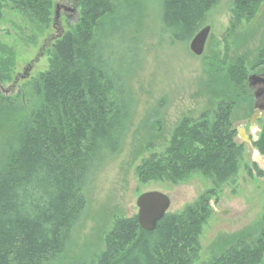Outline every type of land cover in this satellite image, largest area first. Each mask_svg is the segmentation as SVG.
I'll list each match as a JSON object with an SVG mask.
<instances>
[{"label":"trees","instance_id":"obj_1","mask_svg":"<svg viewBox=\"0 0 264 264\" xmlns=\"http://www.w3.org/2000/svg\"><path fill=\"white\" fill-rule=\"evenodd\" d=\"M6 1L39 31L49 27L52 0ZM218 2L162 0L163 29L174 42L189 41ZM262 3L233 0L232 27L253 18ZM78 7L77 26L57 40L51 69L35 82L39 104L0 165V264H39L63 253L85 207L83 189L119 151L126 133L132 102L126 88L130 72L115 68L112 47L102 48L101 43L103 28L116 22L118 7L113 0H78ZM3 8L0 2V18ZM256 65H264V54ZM227 75V96L216 108L196 120H183L165 151L151 154L136 169L142 185H176L199 173L213 189L183 215H165L153 232L140 229L136 216L117 219L95 264L197 260L200 228L210 215L208 201L216 190L234 181L243 156L231 123L236 103H251L243 60L230 65ZM262 120L253 147L264 157V116ZM252 167L257 177H263ZM253 169L245 168L249 177ZM218 257V264H261L264 226L259 233L237 238Z\"/></svg>","mask_w":264,"mask_h":264},{"label":"rangeland","instance_id":"obj_2","mask_svg":"<svg viewBox=\"0 0 264 264\" xmlns=\"http://www.w3.org/2000/svg\"><path fill=\"white\" fill-rule=\"evenodd\" d=\"M0 2L4 6L0 18L1 165L26 119L39 104L34 85L52 67L53 46L77 26L80 9L78 0H52L50 25L39 31L13 11L6 0ZM113 2L119 12L117 23L103 28L101 43L102 48L112 47L115 68L130 72L126 88L130 89L132 102L126 133L119 151L83 189L85 207L63 253L39 264H95L105 249V237L114 222L136 216V200L141 194L166 195L170 199L168 214L171 215L181 216L188 207L196 205L213 189L202 174H191L176 185L156 182L142 185L136 178V169L151 154L165 151L172 133L183 120H196L203 113L213 111L227 96L230 65L243 60L248 78L255 75L256 64L264 54V3L253 18L233 28V0H219L205 14L199 28L210 26L211 30L204 54L197 58L189 51L191 40L174 42L163 29L162 0ZM56 6L74 12L60 10L55 20ZM133 34L136 39L131 38ZM256 114L252 94L250 104L236 103L231 123L236 132L235 142L243 146L239 172L234 181L210 197V215L198 237L199 255L191 264H203L237 238L259 233L264 226V157L253 147L264 115L255 123L257 132L253 128L249 131L251 118ZM241 129L251 146L238 137ZM253 165L263 177L256 176ZM246 167L253 169L252 177L247 175Z\"/></svg>","mask_w":264,"mask_h":264},{"label":"water","instance_id":"obj_3","mask_svg":"<svg viewBox=\"0 0 264 264\" xmlns=\"http://www.w3.org/2000/svg\"><path fill=\"white\" fill-rule=\"evenodd\" d=\"M60 8V6L55 7V20L59 17ZM70 12H72V10H70ZM210 30V26H205L191 39L189 51L193 56L197 58L203 56ZM26 71H28V69ZM247 83L249 87H254L257 84L264 83V78L252 75L247 78ZM257 119H259V115L253 116L250 123L254 125ZM238 137L243 142L248 143V138L245 136L244 129L238 131ZM170 205V199L160 192H147L141 194L136 200V207L138 210L136 219L140 229L146 232H153L158 222L168 214Z\"/></svg>","mask_w":264,"mask_h":264},{"label":"flooded vegetation","instance_id":"obj_4","mask_svg":"<svg viewBox=\"0 0 264 264\" xmlns=\"http://www.w3.org/2000/svg\"><path fill=\"white\" fill-rule=\"evenodd\" d=\"M60 7H61L60 10H62L63 12H70V10H71L69 8H66V7L62 8L64 6H60ZM72 11L74 12V10H72ZM255 75L264 78V66H259L258 69H257V72L255 73ZM255 87H258V89L255 88ZM255 87H249V88H250V92L252 94V97L254 99L255 107L257 109V114L256 115H259V119H257L255 121V123H256L264 115V83L257 84V85H255ZM255 123H254V125H252L250 123L249 131H251V128H253L255 130V132H257ZM244 143H246V142H244ZM246 144L251 146V141L249 140V138H248V143H246ZM219 253L218 254H214V255L212 254L210 256V258L206 261V263L207 264H218Z\"/></svg>","mask_w":264,"mask_h":264}]
</instances>
